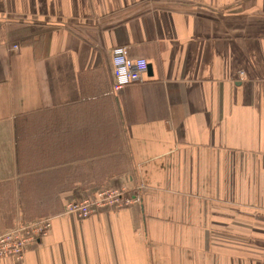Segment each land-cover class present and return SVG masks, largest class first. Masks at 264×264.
<instances>
[{
	"label": "crops",
	"instance_id": "crops-1",
	"mask_svg": "<svg viewBox=\"0 0 264 264\" xmlns=\"http://www.w3.org/2000/svg\"><path fill=\"white\" fill-rule=\"evenodd\" d=\"M39 219L0 264H264V0H0V235Z\"/></svg>",
	"mask_w": 264,
	"mask_h": 264
},
{
	"label": "built area",
	"instance_id": "built-area-1",
	"mask_svg": "<svg viewBox=\"0 0 264 264\" xmlns=\"http://www.w3.org/2000/svg\"><path fill=\"white\" fill-rule=\"evenodd\" d=\"M13 49H18L14 46ZM113 93L119 95L133 84L143 82L147 71L144 59H132L126 47L112 51ZM140 202L139 194L130 195L127 191L106 189L98 192L92 199L66 205L65 215L86 219L103 207L122 209ZM51 228L50 219H39L28 223H19L0 235V257L23 260L27 247L39 239L45 238Z\"/></svg>",
	"mask_w": 264,
	"mask_h": 264
}]
</instances>
